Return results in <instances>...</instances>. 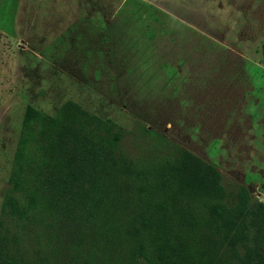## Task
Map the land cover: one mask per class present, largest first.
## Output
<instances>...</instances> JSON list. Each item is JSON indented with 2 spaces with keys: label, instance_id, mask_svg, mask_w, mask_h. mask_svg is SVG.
<instances>
[{
  "label": "rangeland",
  "instance_id": "1",
  "mask_svg": "<svg viewBox=\"0 0 264 264\" xmlns=\"http://www.w3.org/2000/svg\"><path fill=\"white\" fill-rule=\"evenodd\" d=\"M68 102L56 156H87L100 138L107 150L122 127L117 156L154 162L180 147L221 172L226 202L245 186L264 204V0H0L1 264H90L93 231L76 215L42 226L4 205L26 106L55 116Z\"/></svg>",
  "mask_w": 264,
  "mask_h": 264
},
{
  "label": "trees",
  "instance_id": "2",
  "mask_svg": "<svg viewBox=\"0 0 264 264\" xmlns=\"http://www.w3.org/2000/svg\"><path fill=\"white\" fill-rule=\"evenodd\" d=\"M68 104L55 116L26 106L4 203L12 215L42 226L76 215L75 222L93 231L90 264H139L138 258L143 264H216L223 250L238 246L244 253L234 264H264V204L248 187L239 186L236 200L226 202L221 172L180 147L161 161L117 156L122 127H109L107 150L100 138L98 151L87 156L79 149L56 156L69 131ZM87 170L93 181L78 198L74 185ZM258 220L263 225L253 236Z\"/></svg>",
  "mask_w": 264,
  "mask_h": 264
}]
</instances>
